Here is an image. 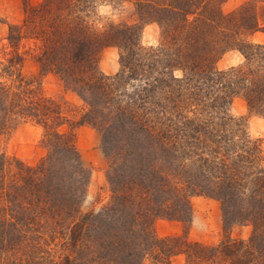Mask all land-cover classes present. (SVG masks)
Returning <instances> with one entry per match:
<instances>
[{
    "label": "trees",
    "instance_id": "16d2710c",
    "mask_svg": "<svg viewBox=\"0 0 264 264\" xmlns=\"http://www.w3.org/2000/svg\"><path fill=\"white\" fill-rule=\"evenodd\" d=\"M104 1L24 0L21 23L8 26L0 126L12 115L40 127L46 154L33 166L0 154V264H171L176 255L183 264H264V153L229 112L241 98L264 119V45L249 41L264 33V0L227 14L228 0H118L130 2L136 22L100 26ZM150 23L159 27L155 47L141 43ZM22 41L32 42L39 78L54 74L85 103L78 119L21 75ZM108 47L118 51L113 76L99 70ZM234 50L242 62L218 70ZM84 125L100 134L108 161L110 199L97 213L82 211ZM196 196L221 204L218 245L187 241ZM159 220L182 223L183 235L160 238ZM237 224L251 227L246 240L228 235Z\"/></svg>",
    "mask_w": 264,
    "mask_h": 264
},
{
    "label": "rangeland",
    "instance_id": "374dc122",
    "mask_svg": "<svg viewBox=\"0 0 264 264\" xmlns=\"http://www.w3.org/2000/svg\"><path fill=\"white\" fill-rule=\"evenodd\" d=\"M41 0H27L31 6L38 5ZM247 0H228L222 6L223 13L227 14L243 5ZM101 17L100 26L112 22L114 24H133L136 22L133 7L130 2L118 0H105L98 8ZM24 16V0H0V62L8 59L11 48L7 41L9 25L20 24ZM258 21L260 27H264V4L258 9ZM159 40V27L155 23L146 24L142 30L141 43L145 47L157 46ZM249 41L254 44L264 45V33L256 32ZM32 42L22 41L18 47V53L23 55L21 75L27 79H33L42 93L55 100H60L67 109L79 118L86 112L85 103L52 73L39 78V67L30 57ZM118 51L114 47H108L102 51L99 60V70L107 76H113L119 71ZM243 60L242 55L234 50L226 53L217 63L218 70H226L239 65ZM179 78L181 72L173 71ZM134 88L131 87L130 90ZM129 89V88H128ZM230 114L238 119H245L250 137L261 141L264 153V119L250 115L246 104L241 98H234L230 108ZM66 126L60 132H66ZM42 130L29 121L9 115L0 126V154L8 159H17L27 166L35 165L45 156L46 150L40 144ZM100 134L92 127L84 125L76 131V146L80 153L84 167L89 171V184L87 196L82 205V211L99 212L110 199V187L106 178L108 161L101 147ZM192 216L188 226H185L187 241L201 243L206 246L218 245L224 237V227L221 217V204L216 200L196 196L191 198ZM184 226L177 221L159 220L156 223V231L160 238L181 237ZM251 233L250 226L233 225L228 230L232 239L246 240ZM55 248L53 247V250ZM184 256L176 255L171 264H183Z\"/></svg>",
    "mask_w": 264,
    "mask_h": 264
}]
</instances>
